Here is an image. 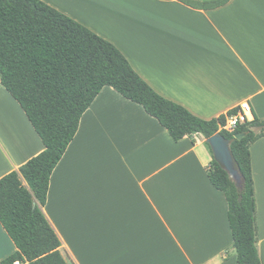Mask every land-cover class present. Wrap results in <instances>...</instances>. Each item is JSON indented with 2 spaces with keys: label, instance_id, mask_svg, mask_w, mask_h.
<instances>
[{
  "label": "crops",
  "instance_id": "1",
  "mask_svg": "<svg viewBox=\"0 0 264 264\" xmlns=\"http://www.w3.org/2000/svg\"><path fill=\"white\" fill-rule=\"evenodd\" d=\"M113 42L161 95L213 119L264 117V0H43ZM205 3L213 0H194ZM0 77V178L45 150ZM264 264V136L251 146ZM202 135L175 141L105 86L50 180L44 211L66 264H238L228 202ZM17 247L0 222V264Z\"/></svg>",
  "mask_w": 264,
  "mask_h": 264
},
{
  "label": "trees",
  "instance_id": "2",
  "mask_svg": "<svg viewBox=\"0 0 264 264\" xmlns=\"http://www.w3.org/2000/svg\"><path fill=\"white\" fill-rule=\"evenodd\" d=\"M181 1L212 8L228 0ZM0 77L46 147L0 178V222L17 247L2 264H66L60 252L62 240L43 208L56 166L75 138L83 114L105 86L142 105L175 141L194 135L207 139L219 132L228 139L244 134L232 143L243 187L238 188L214 158L208 176L227 199L238 264H263L251 146L264 136V117L254 115L233 132L220 130L235 109L213 119L195 115L157 92L113 42L43 0H0Z\"/></svg>",
  "mask_w": 264,
  "mask_h": 264
},
{
  "label": "water",
  "instance_id": "3",
  "mask_svg": "<svg viewBox=\"0 0 264 264\" xmlns=\"http://www.w3.org/2000/svg\"><path fill=\"white\" fill-rule=\"evenodd\" d=\"M243 136V133H238L234 136V138L228 139L219 132L206 139V142L212 149L213 158L229 174L230 178L240 189L243 187L244 177L234 156L232 143L234 139H241ZM22 179L24 181V184L28 185L23 177ZM34 205H37V201H34Z\"/></svg>",
  "mask_w": 264,
  "mask_h": 264
},
{
  "label": "built area",
  "instance_id": "4",
  "mask_svg": "<svg viewBox=\"0 0 264 264\" xmlns=\"http://www.w3.org/2000/svg\"><path fill=\"white\" fill-rule=\"evenodd\" d=\"M235 110V113L226 115V121L220 126V130L233 132L240 124L253 120L254 118L252 107L248 101L241 103V105ZM14 264L26 263L16 261Z\"/></svg>",
  "mask_w": 264,
  "mask_h": 264
}]
</instances>
